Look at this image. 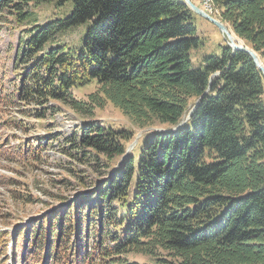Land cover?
<instances>
[{"label":"trees","instance_id":"1","mask_svg":"<svg viewBox=\"0 0 264 264\" xmlns=\"http://www.w3.org/2000/svg\"><path fill=\"white\" fill-rule=\"evenodd\" d=\"M68 1L0 0V32L10 17L35 24L9 57L14 69L0 58V72L16 78L2 104H35L39 120L57 112L50 103L85 118L111 104L151 131L130 151L132 131L78 127L70 149L94 161L101 180L44 221L19 227V264L29 251L31 264H139L132 253L156 264H264V76L251 56L227 46L196 67L204 39L181 0H71L68 17L44 25L30 11ZM212 3L264 65V0ZM85 24L79 48L47 49ZM91 83L88 102L73 97ZM18 122L8 121L13 129ZM36 149L16 152L36 160ZM16 184L0 177V186Z\"/></svg>","mask_w":264,"mask_h":264},{"label":"rangeland","instance_id":"2","mask_svg":"<svg viewBox=\"0 0 264 264\" xmlns=\"http://www.w3.org/2000/svg\"><path fill=\"white\" fill-rule=\"evenodd\" d=\"M192 1L198 5L196 0ZM68 2L63 6L54 3L35 5L30 11L37 20V25H44L68 17L71 0ZM213 13L210 15L216 18L218 14L216 11ZM34 25L33 21L23 23L16 17H10L0 32V58L8 60L12 53L19 49L21 39H25L27 30ZM195 25L199 37L204 39V45L193 56V63L198 67L206 56L221 57L228 45L223 34L207 20L196 15ZM88 26L85 24L58 34L55 40L47 45V49L55 45H64L70 49L79 48ZM9 61L10 67L14 69V62L11 63L12 59ZM14 75L13 71L4 74L0 72V96L10 95L13 91L14 85L11 81L16 79ZM95 91L96 86L91 83L72 90V95L78 101L88 102V96ZM2 103L0 100V147L3 151L2 157L0 156V177L14 179L18 184L0 186V264H17V262L19 264L20 260L14 255L19 227L39 219L44 221V217L53 210L72 204L81 194L93 190L92 187L97 179L101 180V176L95 173L94 161L90 163L83 160L76 150L70 149L79 134L78 127L86 122H97L106 129L132 131L135 138L129 148L130 151L138 145L140 147L143 142L142 137L151 130L135 127L111 104L96 109L93 117L85 118L59 104L50 103L48 106L55 107L57 112L55 114L48 112L44 119L39 120L34 113V109L39 108L35 107V104L24 102L21 104L18 101L14 107ZM13 119L21 123L20 129L9 126L8 121ZM152 130L161 132L166 129L156 126ZM50 134H56L57 137L53 138V141L41 140ZM39 145L42 151L36 160H27L25 151H20V154L16 152V149L22 147L29 149L33 146L38 149ZM17 194L24 199L17 200L15 198ZM28 196L33 202L28 200ZM29 256L30 251L23 257L24 264H31ZM127 258L130 262L139 264H156L154 260L139 254L132 253Z\"/></svg>","mask_w":264,"mask_h":264},{"label":"water","instance_id":"3","mask_svg":"<svg viewBox=\"0 0 264 264\" xmlns=\"http://www.w3.org/2000/svg\"><path fill=\"white\" fill-rule=\"evenodd\" d=\"M195 15L207 20L211 24H213L225 37L227 41V45L231 48L234 52H245L251 56L253 61L255 62L256 66L260 69L264 76V65L262 64L259 56L250 48H248L242 41H239L229 30L227 25H225L222 21L211 17L207 14L204 10L201 9L197 4H195L192 0H181ZM198 103L196 104L193 111L197 108ZM192 111V113H193ZM191 113V114H192ZM190 114V115H191ZM183 125V124H182ZM181 125V126H182ZM180 126V127H181Z\"/></svg>","mask_w":264,"mask_h":264},{"label":"built area","instance_id":"4","mask_svg":"<svg viewBox=\"0 0 264 264\" xmlns=\"http://www.w3.org/2000/svg\"><path fill=\"white\" fill-rule=\"evenodd\" d=\"M198 2V6L201 7L202 10H204L207 14L210 15V7L207 3V1L204 0H196Z\"/></svg>","mask_w":264,"mask_h":264},{"label":"bare ground","instance_id":"5","mask_svg":"<svg viewBox=\"0 0 264 264\" xmlns=\"http://www.w3.org/2000/svg\"><path fill=\"white\" fill-rule=\"evenodd\" d=\"M204 1H207L208 5H209V7H210V13L213 12L214 9H213V3H212V0H204ZM210 16H211V15H210ZM211 17H213V16H211ZM213 18H215V17H213ZM215 19H216V18H215ZM218 20H219V19H218Z\"/></svg>","mask_w":264,"mask_h":264}]
</instances>
